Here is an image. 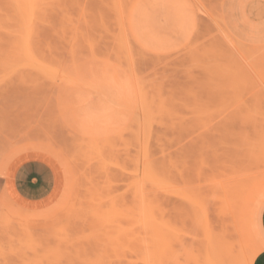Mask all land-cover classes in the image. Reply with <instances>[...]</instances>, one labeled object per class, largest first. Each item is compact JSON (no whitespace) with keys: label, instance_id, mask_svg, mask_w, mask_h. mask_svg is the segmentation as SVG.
<instances>
[{"label":"rangeland","instance_id":"obj_1","mask_svg":"<svg viewBox=\"0 0 264 264\" xmlns=\"http://www.w3.org/2000/svg\"><path fill=\"white\" fill-rule=\"evenodd\" d=\"M263 23L264 0H0V167L41 151L65 175L46 216L5 207L0 264H216L226 225L251 264ZM230 48L260 53L253 77Z\"/></svg>","mask_w":264,"mask_h":264},{"label":"crops","instance_id":"obj_2","mask_svg":"<svg viewBox=\"0 0 264 264\" xmlns=\"http://www.w3.org/2000/svg\"><path fill=\"white\" fill-rule=\"evenodd\" d=\"M248 15L249 17L252 16L249 13ZM241 18L243 19L242 14ZM252 19L254 18L252 17ZM240 21L242 22V20ZM244 26L245 29L243 31H238L248 32L247 26L245 24ZM262 32L264 31L262 30ZM16 156V158L14 156L13 159L7 163L5 168L0 171V203L4 200L6 206L24 214H28L29 212V214L41 213L55 207L62 198L65 189L64 170L56 158L41 151H27ZM25 167L26 170L24 169ZM51 167L53 168L51 169ZM28 169L33 170L31 171ZM35 169L38 170L36 171ZM47 187H49V189ZM257 225L262 238L263 248L255 258L253 264H264V202L260 207Z\"/></svg>","mask_w":264,"mask_h":264},{"label":"bare ground","instance_id":"obj_3","mask_svg":"<svg viewBox=\"0 0 264 264\" xmlns=\"http://www.w3.org/2000/svg\"><path fill=\"white\" fill-rule=\"evenodd\" d=\"M16 1H18V0H16ZM21 1H24V0H19V2H21ZM28 2H29V0H28ZM30 2H31V0H30ZM32 2H35V0H32ZM23 3H26V2H23ZM225 3V2H224ZM17 4V3H16ZM19 4V3H18ZM36 4V3H35ZM238 4V3H237ZM21 5V4H20ZM28 5H29V3H28ZM239 5V4H238ZM22 6H24V5H22ZM226 6V5H225ZM231 6V5H230ZM25 7V6H24ZM26 7H27V5H26ZM37 8V5L36 6H34L33 8ZM224 7V6H223ZM22 8V7H21ZM28 8V7H27ZM221 8V7H220ZM228 8V7H227ZM241 8H242V6H241ZM26 9V8H25ZM29 9V8H28ZM28 9H26V11L28 10ZM19 10V9H18ZM36 10V9H35ZM221 10V9H220ZM223 10H224V8H223ZM30 11H31V9H30ZM20 12L21 11H19V14H20ZM28 12V11H27ZM21 13H24L23 11L21 12ZM31 12H29V14H30ZM226 13V12H225ZM28 14V15H29ZM32 14V13H31ZM223 14V13H222ZM223 16V15H222ZM229 16V15H228ZM24 17H25V14H24ZM26 17H27V14H26ZM29 17H30V15H29ZM229 18H230V16H229ZM229 18H228V20H229ZM25 19V18H24ZM31 19V18H30ZM28 20V22H29V24L28 25H30L31 23V21H29V19H27ZM225 21V20H224ZM28 22H26V23H28ZM32 23H33V21H32ZM230 25V24H229ZM255 25V24H254ZM25 26V25H24ZM258 26H260V25H258ZM29 27V26H28ZM31 27V26H30ZM224 27V26H223ZM31 29V28H30ZM259 29V28H258ZM223 31V33L229 38V39H231V37H230V35L227 33V31L224 29V30H222ZM260 33V32H259ZM260 37V36H259ZM258 37V38H259ZM243 39V38H242ZM246 39V38H245ZM233 41H234V39H233ZM237 41V40H236ZM247 41V40H246ZM238 42V41H237ZM236 42V43H237ZM254 42V41H253ZM238 44H241L240 42H238ZM242 45H243V43H242ZM243 46H245V45H243ZM248 46V45H247ZM251 47V46H250ZM255 48L256 47H252V48H250L251 50L253 49V50H255ZM251 50H249V51H241V50H237L236 48H234V49H228L227 51H226V53H227V55H228V57H229V59H230V61L232 62V64L233 65H235V64H241V62L242 63H244V64H247V65H245V70H246V72H247V74L248 75H250V77H253V75H252V73H250V69H252V66L251 65H255L256 63H257V60L256 59H258L260 56H259V52L258 51H251ZM239 64V65H240ZM249 65V68H247L246 66H248ZM237 68L239 69V67L237 66ZM243 69V68H242ZM240 70V69H239ZM242 72H245V71H242ZM245 72V73H246ZM247 131V135H251L250 133H251V131H253L252 129H250V130H246ZM252 134H254V133H252ZM254 135H257V134H254ZM260 135V134H259ZM262 135H260V137H261ZM255 137V136H254ZM262 139V138H261ZM260 139V140H261ZM44 149V148H43ZM255 149H256V147H255ZM261 149L262 150H264V144H263V146L261 147ZM261 151V150H260ZM263 152V151H262ZM262 152H261V154H262ZM263 154H264V152H263ZM18 155V154H17ZM15 156V158L17 157L16 155H13V156H11L12 158L11 159H13V157ZM259 157H261V158H264V157H262V156H259ZM10 159V160H11ZM257 159V158H256ZM258 159H260V158H258ZM9 160V161H10ZM9 161H7V162H5V165L4 166H2V167H0V171H2L4 168H5V166L7 165V163L9 162ZM13 161V160H12ZM22 162V161H21ZM22 164V163H21ZM50 166H51V164H50ZM35 167V166H34ZM33 167V168H34ZM53 167H51V169H52ZM258 168V167H257ZM25 170H26V167L24 168ZM28 170H31V169H28ZM33 170V169H32ZM31 170V171H32ZM36 171L38 170V169H35ZM40 171V170H39ZM29 173V172H28ZM32 173V172H31ZM43 173H44V171H43ZM33 174H35V173H33ZM39 174V173H38ZM37 174V175H38ZM45 175V174H44ZM48 175V174H47ZM29 176V175H28ZM49 177V176H48ZM40 178V177H39ZM41 179V178H40ZM42 180V179H41ZM43 181V180H42ZM48 181V180H47ZM44 182V181H43ZM19 184V183H18ZM18 186V185H17ZM45 187H46V184H45ZM54 187V186H53ZM48 189H49V187H47ZM37 191H39V190H37ZM30 192V191H29ZM29 194V193H28ZM49 194H51V193H49ZM47 195V194H46ZM42 196V195H41ZM49 196V195H48ZM48 196H47V198H48ZM54 196V195H53ZM31 197V196H30ZM40 197V196H39ZM39 197H38V199H39ZM24 198V197H23ZM33 198V197H32ZM33 200V199H32ZM43 200V199H42ZM47 200V199H46ZM46 202V201H45ZM242 203V201H241V198L240 197H238V196H236V197H234V198H232V201L231 202H229L227 205H226V207H225V211L222 213V215H223V217H224V219L225 220H227V221H225V220H223L224 221V223L226 224V223H228V221L230 222H234V220L236 219V218H238V220L239 219H242L243 218V216H244V212L242 213H239L240 215H238V217L235 215L236 213H237V208L239 207V205ZM47 204V203H46ZM49 204V203H48ZM42 206H43V204H42ZM5 207H6V204L4 203V200H2L1 201V203H0V216H4V214H5V212L6 211H4L3 212V210L5 209ZM50 211H52V208L51 209H48V210H46V211H43V212H41V213H36V214H30L31 216H38V217H43V216H46L47 215V213H49ZM39 212V211H38ZM30 213V212H29ZM28 213V214H29ZM2 216V217H3ZM5 216H6V214H5ZM8 216V215H7ZM4 218H6V217H4ZM4 220V219H3ZM6 220V219H5ZM2 221V220H1ZM1 221H0V223H1ZM4 222V221H3ZM25 222H26V220H25ZM29 222H31L30 220H29ZM155 222V221H154ZM32 223V222H31ZM2 224V223H1ZM10 224V223H9ZM150 224H153V222L152 223H150ZM233 224V223H232ZM2 226V225H1ZM152 226H154V224L152 225ZM31 227V226H30ZM155 227V226H154ZM257 227H258V225H257ZM7 228H8V226H7ZM6 229V228H5ZM31 229V228H30ZM228 227H227V225H226V227H225V235L226 236H224V238H223V241H222V243H221V245L219 246V250H218V252H217V262H216V264H239L238 263V260H237V253L236 252H238L239 254H240V251L242 252L243 250H242V247L240 246V241H237L236 243H232V244H230L231 243V240H229V239H227V236H228ZM7 230V229H6ZM259 230V229H258ZM9 231V230H8ZM8 231H6L7 233H9ZM13 231H16V230H13ZM27 231V230H26ZM31 231V230H30ZM10 232H11V230H10ZM10 234V233H9ZM30 235V234H29ZM257 253L252 257V260H251V264H252V262H254V260H255V258L257 257Z\"/></svg>","mask_w":264,"mask_h":264}]
</instances>
